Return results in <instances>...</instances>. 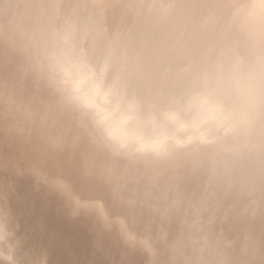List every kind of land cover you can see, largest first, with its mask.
Here are the masks:
<instances>
[{"label": "clouds", "instance_id": "clouds-1", "mask_svg": "<svg viewBox=\"0 0 264 264\" xmlns=\"http://www.w3.org/2000/svg\"><path fill=\"white\" fill-rule=\"evenodd\" d=\"M0 264H264V0H0Z\"/></svg>", "mask_w": 264, "mask_h": 264}]
</instances>
